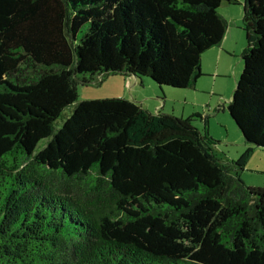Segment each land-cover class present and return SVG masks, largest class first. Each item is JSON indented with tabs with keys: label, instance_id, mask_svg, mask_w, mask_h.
Here are the masks:
<instances>
[{
	"label": "trees",
	"instance_id": "1",
	"mask_svg": "<svg viewBox=\"0 0 264 264\" xmlns=\"http://www.w3.org/2000/svg\"><path fill=\"white\" fill-rule=\"evenodd\" d=\"M224 3L239 2L0 0V264H264V187L193 117L78 102L110 77L195 87ZM242 27L228 112L248 158L264 152V0H245Z\"/></svg>",
	"mask_w": 264,
	"mask_h": 264
},
{
	"label": "rangeland",
	"instance_id": "2",
	"mask_svg": "<svg viewBox=\"0 0 264 264\" xmlns=\"http://www.w3.org/2000/svg\"><path fill=\"white\" fill-rule=\"evenodd\" d=\"M239 3L229 6L230 11L236 17H243V3L245 0H237ZM226 4V3H224ZM223 4V5H224ZM220 8V13H225L226 7ZM242 25V24H241ZM244 37H245V33ZM246 41V39H245ZM242 59L231 58L233 67L227 68L224 77L216 80L209 75H204L197 81L194 90H174L161 87L153 83L149 78L138 82L134 78L122 79V77H110L100 79L95 84L86 87L79 86L78 102L86 100H101L122 98L136 102L143 109L151 113L161 111L164 113H175L179 119L193 117L192 125L207 136L214 145L211 148L216 157L226 166L243 165L242 170L233 169L232 174L237 172L239 178L251 188L264 187V152L254 149L246 158L248 146L245 144L241 132L228 112V104L231 103L232 95L237 86V81L242 74ZM165 102V109L160 110L161 103ZM72 113L69 108L63 113L68 117ZM198 114L208 117L207 124L200 120Z\"/></svg>",
	"mask_w": 264,
	"mask_h": 264
},
{
	"label": "crops",
	"instance_id": "3",
	"mask_svg": "<svg viewBox=\"0 0 264 264\" xmlns=\"http://www.w3.org/2000/svg\"><path fill=\"white\" fill-rule=\"evenodd\" d=\"M229 6L230 5L224 4L223 7H226L227 11L225 13H221L222 16H224L227 22V25H228V30L226 31V34L224 35L222 44L219 47L209 50L204 55V58L201 64V70L204 73V75L205 74L209 75L215 80L217 78L228 75L224 71H226L227 68L231 69V67H233L234 64L230 62L231 58L240 60L242 57L244 48L246 47V41H245L246 38L244 37V34H243L244 30L241 25L242 17H237V16L235 17L232 14V11L229 10V8H231ZM196 86L197 84H195V87L189 88L188 90L192 89L195 91V88H197ZM161 104L162 105L160 106V110L163 111L165 109V102H162ZM165 114L176 115L175 110H172L171 113L169 112ZM198 117L200 120H202L201 118L203 116H201V114H198Z\"/></svg>",
	"mask_w": 264,
	"mask_h": 264
},
{
	"label": "water",
	"instance_id": "4",
	"mask_svg": "<svg viewBox=\"0 0 264 264\" xmlns=\"http://www.w3.org/2000/svg\"><path fill=\"white\" fill-rule=\"evenodd\" d=\"M226 5H228V4H226ZM256 149H259V148H256Z\"/></svg>",
	"mask_w": 264,
	"mask_h": 264
}]
</instances>
